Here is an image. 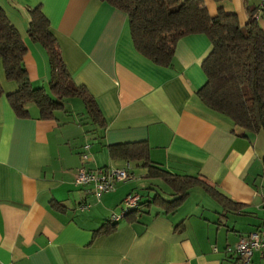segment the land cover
<instances>
[{
  "label": "crops",
  "instance_id": "0c3cea01",
  "mask_svg": "<svg viewBox=\"0 0 264 264\" xmlns=\"http://www.w3.org/2000/svg\"><path fill=\"white\" fill-rule=\"evenodd\" d=\"M259 3L204 0L211 14L222 5L240 23L248 19L247 6ZM37 4L74 80L97 99L106 124L84 123L83 101L51 118L30 104L20 116L0 94V264H242L235 244L253 229L264 231V131L245 132L196 92L206 79L207 34L179 36L165 66L136 49L127 13L107 1L0 0L26 44L24 63L36 85L47 86L50 77L47 51L27 31L28 8ZM259 23L264 31V7ZM162 38L171 45V33ZM0 79L5 90L13 87L1 59ZM140 140L153 162L199 175L217 195L198 182L174 209L149 203L123 215L117 205L127 193L170 198L172 187L147 176L141 161L142 175L156 179L140 182L141 189L131 182L134 175L100 195L74 182L82 165L129 162L134 174L132 160L113 156L109 144ZM113 214L119 218L110 230L94 231ZM245 264H264V256L255 250Z\"/></svg>",
  "mask_w": 264,
  "mask_h": 264
},
{
  "label": "trees",
  "instance_id": "16d2710c",
  "mask_svg": "<svg viewBox=\"0 0 264 264\" xmlns=\"http://www.w3.org/2000/svg\"><path fill=\"white\" fill-rule=\"evenodd\" d=\"M104 1L127 13L134 46L160 65L172 64L173 45L179 36L194 32L207 34L211 45L201 63L206 79L196 92L207 106L228 115L245 132L264 131V31L259 23L258 6L248 5V19L240 23L237 13L222 5L211 14L204 0ZM28 11V35L47 51L48 84L36 85L30 79L24 63L26 44L0 5V59L5 79L13 83L12 88L5 90L0 79V94H6L18 115H28L29 105L34 104L39 116L46 118L55 117L60 109L67 111L65 101L69 97H80L89 119L84 123L92 122L95 128L104 126L106 120L97 99L84 83L74 80L68 69L49 17L40 4L30 6ZM167 33L172 34L171 45L163 43L162 36ZM109 147L113 156L141 161L147 176L161 178L173 189L170 198L156 192L147 199L140 197L136 206L126 209L122 205L123 197V215L149 203L174 209L198 182L217 195L213 185L199 175L173 172L153 162L148 157L146 141L113 143ZM114 220L112 217L94 231L110 230Z\"/></svg>",
  "mask_w": 264,
  "mask_h": 264
},
{
  "label": "built area",
  "instance_id": "2783aa9c",
  "mask_svg": "<svg viewBox=\"0 0 264 264\" xmlns=\"http://www.w3.org/2000/svg\"><path fill=\"white\" fill-rule=\"evenodd\" d=\"M264 7V0H260L257 7V13ZM88 160V154H82V161ZM133 172L129 168V162L123 166H97L88 168L84 165L80 166L75 174L74 182L76 184L88 185L86 190L100 195L102 192L112 190L116 187L118 182L130 179L133 177ZM140 195L135 192L127 193L123 200L122 205L125 209L134 207L138 204ZM88 204H83L82 207ZM122 212L124 213L123 209ZM114 219H118L119 215L113 214ZM260 250L264 256V231L253 229L245 236L239 238L235 244V251L239 255L242 264L247 263L253 252Z\"/></svg>",
  "mask_w": 264,
  "mask_h": 264
},
{
  "label": "rangeland",
  "instance_id": "374dc122",
  "mask_svg": "<svg viewBox=\"0 0 264 264\" xmlns=\"http://www.w3.org/2000/svg\"><path fill=\"white\" fill-rule=\"evenodd\" d=\"M78 103L82 104V100L79 97H69L65 101V108L68 110V109H70V107H73L75 104H78ZM77 110H78V108H77ZM88 126H91V125L87 124L85 128L87 129ZM130 165L133 166L132 168L134 170V177L131 180V182H133V185H135V187H138L140 185L139 183L143 182V181L144 182L146 181V183H148L150 181H156V179H149V178L144 177L142 175L143 174V168L141 167V165H138L135 160H132ZM139 189H141L140 186H139ZM117 208H119V210L122 209L121 203H119L117 205Z\"/></svg>",
  "mask_w": 264,
  "mask_h": 264
}]
</instances>
